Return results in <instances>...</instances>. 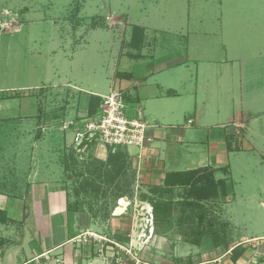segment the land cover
Returning <instances> with one entry per match:
<instances>
[{"label": "rangeland", "instance_id": "rangeland-1", "mask_svg": "<svg viewBox=\"0 0 264 264\" xmlns=\"http://www.w3.org/2000/svg\"><path fill=\"white\" fill-rule=\"evenodd\" d=\"M162 15L165 21L160 20ZM147 20L159 26L172 23L169 27L176 32L188 29L194 34L189 44L192 57L218 59L240 54L243 60L212 63L219 75L202 74L204 83L199 82L195 97L200 107L192 96L190 113L181 114L179 123L156 131V139L167 131L176 149L168 154L159 150L165 170L182 169L205 157L196 150L201 146L206 149L204 138L193 145L191 155L189 146L194 142L189 136H170L172 130L189 125L195 107L202 109L204 122L230 120L217 129L219 133L233 118L241 117L240 90L226 67H240L241 63L244 70L241 94L248 105L244 117L249 119L264 108V0H0V190L13 193L5 194L2 208L20 221L7 232L0 226V235L6 234L0 241L6 261L1 264H21L74 232L81 234L80 241L66 245L68 259L62 258L66 248H60L56 254L48 253L27 264H264V113L248 125L258 151L252 149L254 142L247 127L241 149L228 152L229 161L220 163L228 164L226 178H220L224 175L221 170L213 173L215 181L219 179L223 185L216 188L209 181L198 197L194 189L191 192L190 201L201 205L192 212L195 221L202 215L200 228H210L211 222L222 236L226 225L227 256H222V246H212L208 236L202 238L201 245L184 241L187 232L198 228L189 222L177 224L179 207L174 209L169 226L156 225L151 203L143 196L154 197L150 187L161 184L163 178L152 162L147 167L149 158L136 160L135 147L127 148L131 162L128 192L116 198L115 192L124 186L103 181L99 191L86 188L89 170L97 166L96 161L104 160L109 148L102 143L89 150L76 148L71 143L73 131L62 126L84 111L89 93L101 97L116 90L123 95L124 78L115 74H139L140 69L136 60L124 55L132 51L124 38L130 24ZM199 25L201 33L196 31ZM159 31L148 29L146 41L157 36L163 50H171L174 58L185 55L186 41L180 34ZM247 65L256 68L248 72ZM217 103L221 110L216 115ZM135 114L131 109V115ZM40 118L43 131L39 127L35 132L43 134L36 140L32 128ZM206 126L207 130L197 131L198 137L207 135L212 123ZM70 149L77 159L75 168L85 173L80 182L86 189L77 182L74 169L66 172L63 167V157L70 156ZM182 191L175 188L164 199L181 201ZM65 196L81 202L83 211H64ZM120 198L124 205H119ZM117 207L122 213L115 214ZM187 210L185 214L190 215ZM257 235L260 237L249 239ZM237 243L243 249L238 262L229 253L230 246ZM5 254L11 255L7 259Z\"/></svg>", "mask_w": 264, "mask_h": 264}, {"label": "crops", "instance_id": "crops-1", "mask_svg": "<svg viewBox=\"0 0 264 264\" xmlns=\"http://www.w3.org/2000/svg\"><path fill=\"white\" fill-rule=\"evenodd\" d=\"M162 21H165V15L161 16ZM128 23V22H127ZM170 24H161L154 25L150 21H144V22H135L134 24H130L131 30L127 32L125 35L124 40L126 39V46L131 49L132 51H126L124 53L125 56H128L129 58L136 60V63L140 67L139 74H134L132 71H124L117 73V76L115 74V77L117 78H124V84L123 88H121V91L124 94V100L128 107L130 109H133L136 111L135 115H140L144 121L146 122L148 128L147 133L151 136L152 140L149 143L148 147L144 151L145 158H149L145 161V163L148 164L147 167H150L152 164H154V170L161 172V179L164 177V174L168 171H180V170H191V169H197L201 167H210L218 170H221L224 172V175L220 178H226L225 173H229V167L228 164H220V163H226V161H229V158L227 156L228 152L239 150L240 142H245V140L242 137H245L246 128L249 129V135L250 140L254 142L252 143V149H256L258 151L259 147L257 143L251 138H253V132L250 130V127L248 126L251 122H254L256 118L260 117L257 115H261L264 113V108H262L260 111L257 110L255 114H252V117L245 118L246 113V107L248 109V105L244 102V97L242 96V87L244 86V81L242 79V70L241 63H243L242 56L240 54H237L236 56H228L227 54L224 56L219 57L218 59H211V57H201L196 58L195 56L192 57L191 50L189 49V44L192 42V37L194 34H192L188 29L184 32L180 29L179 32H176L175 29L172 30V28L169 27ZM189 25L188 23L186 24ZM127 28L126 22L124 23V29ZM200 29H196L197 32L201 33L202 27L199 25ZM152 29L153 31H157L158 33L164 30H167L169 33L175 32L180 34L183 37V40L186 41V53L185 55L179 57L178 59L173 57V52L170 50H163L162 48V40L159 41V39L154 38L152 42L146 41L147 37V30ZM202 37V36H200ZM171 39H169V42ZM171 48V47H169ZM223 49L224 44H223ZM168 51V52H167ZM179 53V52H178ZM176 56V55H174ZM216 60V61H215ZM242 61L239 63L240 67H229L226 69L229 70V76L232 77L233 80H236V83L238 85V88L240 90V96H241V110L239 112V115H241L240 118H233L231 120L230 125L225 126L223 131L219 133L217 129H219L222 125H227L228 121L230 120H222L217 122H204L202 118V109H196V107H200L198 105V102L195 100V97L197 99V86L200 83L203 82V77L206 75H209L210 73L214 76V74L219 75L217 73L218 69L215 68L213 65L210 66L212 63L214 64H224L228 62H235V61ZM200 63V64H199ZM204 64H206L204 66ZM193 65L192 67H190ZM257 65V64H256ZM249 67L248 72L253 71V67L256 68L254 65H247ZM188 67V68H187ZM204 73V76L201 78L202 74ZM236 75V78L234 77ZM119 76V77H118ZM201 78V79H200ZM120 83V82H119ZM218 85L217 83H215ZM251 84V83H250ZM236 85V86H237ZM235 85L232 87L230 86V89H233ZM225 88V86L223 87ZM91 93H89L84 101V111L76 113L75 117L81 116L85 114L84 112L87 109L88 101ZM96 95V94H95ZM184 96V99L182 98ZM192 96H194L195 100V110L192 113L193 116L190 114L191 118H189L190 122L189 125L183 127L182 129H174L172 130V134L170 133V136L177 137L179 136V139H183L184 137L189 136V140L194 144H191L189 147L190 154L192 155V152L195 151V148L193 149V145H195L198 141L205 139L206 142V149H202L203 147H199L196 150H200V154L204 155V158H198L197 162L195 164H187L182 169H176V168H170L165 170V162H160V149L163 148V151L165 153H170L171 150L175 149V146L172 144V137H169V133L164 132L162 138L156 139V131L158 129H167L169 125H174V123H179V118L182 115H186L190 113L191 106L189 105V100H191ZM194 102V101H193ZM250 103V101H247ZM220 104H216L215 113L216 115L219 114L221 108L219 107ZM246 105V106H245ZM264 105V102L263 104ZM230 111L232 109H229ZM228 110L227 114L230 113ZM255 111V110H254ZM37 115V114H36ZM35 115V116H36ZM183 116V117H184ZM245 116V117H244ZM19 122H21L20 117L15 118ZM1 120V119H0ZM199 122H201V125L199 126ZM212 123V126H210V129L207 131V135H203L201 138L197 136L198 130H207L206 124ZM40 129L43 131L44 125L41 120H37L35 126L32 128L33 137L37 140L42 137L43 133H37L35 132L36 129ZM207 127V128H204ZM193 128V129H192ZM186 129L189 130L186 131ZM191 130V131H190ZM206 132V131H203ZM210 132H213L210 134ZM188 133V134H187ZM210 134V135H209ZM263 137V136H262ZM264 139V138H263ZM182 141V140H181ZM157 142L158 146H155L153 144H156ZM250 146V145H249ZM181 149V148H180ZM251 149V147H250ZM176 150V149H175ZM206 150V151H205ZM106 156V153L105 155ZM103 156V157H104ZM261 162V161H260ZM135 162L133 163V165ZM146 166V165H145ZM135 167V166H134ZM162 169V170H161ZM215 171V172H216ZM13 187V184L11 185ZM11 190H0V209L6 211L7 217L9 221L7 223H0L1 229H3V232H7V230H10L9 228L11 225L14 226L16 223H20L15 218H12L8 211L5 210V200L4 196L5 194L11 195ZM13 195V193H12ZM66 197V196H65ZM65 203V205H64ZM63 203L62 200V208L64 211L66 210V198L65 202ZM25 212L23 213V222L26 218ZM80 228H83V225L80 226ZM79 228V229H80ZM24 231L21 232L20 236H23ZM5 237L6 234L4 233ZM4 235H0V241L3 240L2 238ZM80 235L78 232H74L71 234L68 238L64 239L61 242H57L56 244H53V246H50L28 260H25L21 264H27L30 260L33 262V260H39L38 258H43L46 256V254L51 253H58V250L61 248H66V250H62L63 252L66 251V254H62V258L68 259L67 253L69 252V248L66 247L68 244L76 243V241H80ZM90 235V234H89ZM260 237V235L249 237L256 238ZM6 240V239H5ZM239 244V243H237ZM236 245V244H234ZM232 245V246H234ZM241 245V244H240ZM229 253L231 254V247ZM57 251V252H55ZM59 251V252H62ZM16 252V251H15ZM228 251L223 252L222 256H227L226 253ZM4 249L0 248V264L2 261H4ZM5 254V257H9L11 254ZM14 257H16V253L13 254ZM12 255V256H13ZM220 256V255H219ZM221 258V256H220ZM240 257L236 259V262ZM6 262V261H4Z\"/></svg>", "mask_w": 264, "mask_h": 264}, {"label": "trees", "instance_id": "trees-1", "mask_svg": "<svg viewBox=\"0 0 264 264\" xmlns=\"http://www.w3.org/2000/svg\"><path fill=\"white\" fill-rule=\"evenodd\" d=\"M100 103V96L91 94L89 97L86 113L88 115L96 114L100 109ZM39 120H41V118ZM91 146L92 145H89L86 150H89ZM70 150V158H66V155H64L63 157V167L65 168L66 172H69L70 170L74 169V174L78 180L76 181L80 183V186L83 189L90 187L95 191H99L101 188L99 182L103 181L110 183V185L116 187L119 185L124 186V188L122 189L119 188L120 191H117L118 193L115 192L116 198L122 197V195L128 192L129 186L131 184V181L129 179L130 177L128 176V171L129 167L131 166V162L129 161V155L126 149L121 147H117L113 151L111 149H108L104 160H98V162L96 161L97 166L94 165L92 170L88 169L91 177L86 179V188L80 182V178H82L85 173L82 169L77 170L75 168V166L77 165V159L73 154V150ZM132 166L134 167L133 163ZM216 170L217 169L210 167H201L191 170L166 172L164 174L161 184H157V186L154 185L150 187V191L152 192L154 197L148 198L146 195L143 196L144 198L146 197L151 203L154 222L156 223V225L158 223H162L164 225L167 224L169 226L172 222V214L174 209H177L179 207L181 214L177 218V224H180L182 222H189L190 225H196L198 228L197 230H191L187 232V235H185V238L187 239H184V241H187L193 245H201L202 238L208 236L211 239V242L213 244L212 246H222L224 250H228L229 245L228 239L226 238V225L224 226V229L220 228L222 229V236L218 235L217 230L212 228L213 224H211V222H209L208 225L210 228H200L202 226V215L198 214V218L195 221L196 214L193 215L192 212L195 213V208H200L201 205L200 203H197L196 206L192 201H190L191 192L193 191V189L197 195L196 197H198L200 191H206V188L209 187V181L211 182L210 184H212L216 188L217 186L223 185V181L219 179L215 181L213 177V173ZM204 180H207L208 183L204 182ZM204 183H206V185H204ZM175 188H181L183 190L180 193L182 200L174 202L170 198L164 199V196L172 194ZM73 190L74 193L78 195L77 187L73 186ZM187 209L191 210L190 215L185 214ZM66 210L83 211V207L81 206V202H79L78 200L71 201L69 197H66ZM8 221L9 219L7 217L6 211L0 209V223L4 224ZM242 251L243 249L240 247V244L234 245L233 247H231V258L233 260H236L238 256L242 253Z\"/></svg>", "mask_w": 264, "mask_h": 264}, {"label": "built area", "instance_id": "built-area-1", "mask_svg": "<svg viewBox=\"0 0 264 264\" xmlns=\"http://www.w3.org/2000/svg\"><path fill=\"white\" fill-rule=\"evenodd\" d=\"M100 99L96 114L85 113L63 124V129L73 131L71 143L82 150L95 143H102L112 151L121 147L128 152L127 148L135 147L136 160L139 161L152 140L146 122L140 115H131L121 92L112 90Z\"/></svg>", "mask_w": 264, "mask_h": 264}, {"label": "bare ground", "instance_id": "bare-ground-1", "mask_svg": "<svg viewBox=\"0 0 264 264\" xmlns=\"http://www.w3.org/2000/svg\"><path fill=\"white\" fill-rule=\"evenodd\" d=\"M125 204V201L123 198H120L119 199V205H124ZM122 213V208L121 207H117L116 210H115V214H120Z\"/></svg>", "mask_w": 264, "mask_h": 264}]
</instances>
